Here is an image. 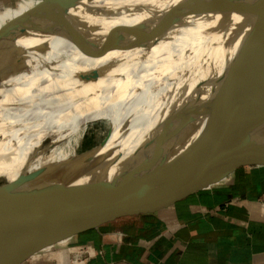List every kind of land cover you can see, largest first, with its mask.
Masks as SVG:
<instances>
[{"label":"bare ground","instance_id":"6f19581e","mask_svg":"<svg viewBox=\"0 0 264 264\" xmlns=\"http://www.w3.org/2000/svg\"><path fill=\"white\" fill-rule=\"evenodd\" d=\"M68 18L76 30L49 34L29 63L0 74L6 195L73 158L96 120L116 118L104 144L75 165L78 183L117 169L119 148H139L147 130L164 125L163 110L180 131L211 118L264 49V0H82ZM65 32L91 35L42 62ZM177 74L185 87L161 94L160 80Z\"/></svg>","mask_w":264,"mask_h":264},{"label":"water","instance_id":"95a60500","mask_svg":"<svg viewBox=\"0 0 264 264\" xmlns=\"http://www.w3.org/2000/svg\"><path fill=\"white\" fill-rule=\"evenodd\" d=\"M81 2L42 0L11 22L0 33V63L5 49L21 35L76 30L68 14ZM259 54L244 84L216 114L180 131L172 111L163 110L164 125L147 130L139 148H119L117 169L76 182L81 171L75 174V165L104 144L109 130L99 144L78 152L32 186L12 195L1 186L0 264H20L43 247L97 228L176 187L236 166L264 165V49Z\"/></svg>","mask_w":264,"mask_h":264},{"label":"crops","instance_id":"0c3cea01","mask_svg":"<svg viewBox=\"0 0 264 264\" xmlns=\"http://www.w3.org/2000/svg\"><path fill=\"white\" fill-rule=\"evenodd\" d=\"M40 1L0 0V33ZM48 35L19 36L5 49L0 74L29 63ZM90 35L58 34L42 62L71 53ZM72 237L20 264H79L70 262L72 248L79 246L97 252L83 264H264V165H240L176 187Z\"/></svg>","mask_w":264,"mask_h":264},{"label":"rangeland","instance_id":"374dc122","mask_svg":"<svg viewBox=\"0 0 264 264\" xmlns=\"http://www.w3.org/2000/svg\"><path fill=\"white\" fill-rule=\"evenodd\" d=\"M45 61H49V60H45ZM43 61V62H45ZM253 67L250 69V72H252ZM184 80V78L181 76V74H177L176 76L174 75V77L171 76V78L169 77L168 79L166 78H162L160 80V84H161V88H160V93H166L167 91H170L169 93H172L173 91H175L176 87H185L184 83H182V81ZM182 83V84H181ZM244 84V82L239 83L238 85H236L231 93V95H234L235 93L238 92V89L241 88V86ZM187 85V84H186ZM168 93V94H169ZM224 105L226 104V99L224 100ZM115 117L109 121V123L107 124V122L102 118L99 120L94 121L93 123H91L88 126L87 132L84 136V138L81 141L80 147L78 149V152L80 151H84L87 148H83L82 145L85 144H89L91 146H89L88 148L95 146L97 144H99L107 135L108 133V129H109V125H114L115 123ZM71 239H75V237H72Z\"/></svg>","mask_w":264,"mask_h":264},{"label":"built area","instance_id":"2783aa9c","mask_svg":"<svg viewBox=\"0 0 264 264\" xmlns=\"http://www.w3.org/2000/svg\"><path fill=\"white\" fill-rule=\"evenodd\" d=\"M116 237L121 235V233H115ZM97 254L95 248L93 246H79L76 248H72L70 262L72 263H87L90 259L95 257ZM43 256V253H35L29 256L28 259H38ZM27 259V260H28Z\"/></svg>","mask_w":264,"mask_h":264},{"label":"trees","instance_id":"16d2710c","mask_svg":"<svg viewBox=\"0 0 264 264\" xmlns=\"http://www.w3.org/2000/svg\"><path fill=\"white\" fill-rule=\"evenodd\" d=\"M83 146V148H88L89 146H91V145H89V144H85V145H82Z\"/></svg>","mask_w":264,"mask_h":264}]
</instances>
